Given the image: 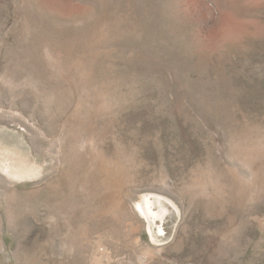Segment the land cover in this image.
<instances>
[{
	"label": "rangeland",
	"instance_id": "1",
	"mask_svg": "<svg viewBox=\"0 0 264 264\" xmlns=\"http://www.w3.org/2000/svg\"><path fill=\"white\" fill-rule=\"evenodd\" d=\"M0 264H264V0H0Z\"/></svg>",
	"mask_w": 264,
	"mask_h": 264
},
{
	"label": "bare ground",
	"instance_id": "2",
	"mask_svg": "<svg viewBox=\"0 0 264 264\" xmlns=\"http://www.w3.org/2000/svg\"><path fill=\"white\" fill-rule=\"evenodd\" d=\"M156 206L161 207V209L165 213V218H163V220L161 221H164L171 217L172 214L168 210H165L161 204L155 201H145L143 204L137 203L135 206L136 211L139 212L141 216L144 218V220L147 222L148 230L151 232L152 236H154L155 233L152 232V229L150 227L152 226L153 221H154L151 218V214L156 210ZM156 218H159V217L156 215ZM160 232H161V235L159 236V238L163 236V231L161 230Z\"/></svg>",
	"mask_w": 264,
	"mask_h": 264
}]
</instances>
